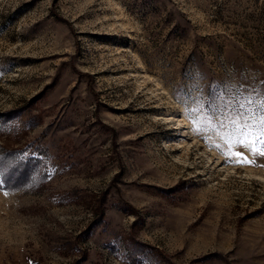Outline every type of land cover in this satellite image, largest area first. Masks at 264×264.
<instances>
[{"label":"rangeland","instance_id":"1","mask_svg":"<svg viewBox=\"0 0 264 264\" xmlns=\"http://www.w3.org/2000/svg\"><path fill=\"white\" fill-rule=\"evenodd\" d=\"M262 81L264 0H0V264H264V156L185 114Z\"/></svg>","mask_w":264,"mask_h":264},{"label":"snow or ice","instance_id":"2","mask_svg":"<svg viewBox=\"0 0 264 264\" xmlns=\"http://www.w3.org/2000/svg\"><path fill=\"white\" fill-rule=\"evenodd\" d=\"M196 107L185 109L189 119H197L195 114L204 112V120L211 125L213 120L224 117L228 121L229 131L222 137L230 146L240 145L257 156H264V81L261 86H238L235 90L218 91L206 101L196 97ZM219 128H224L223 120ZM199 131V129H193ZM237 163H251L237 151L233 153Z\"/></svg>","mask_w":264,"mask_h":264}]
</instances>
